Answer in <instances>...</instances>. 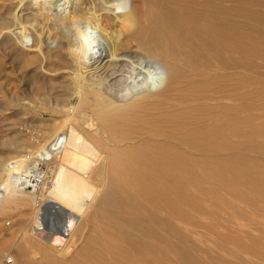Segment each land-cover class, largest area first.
Wrapping results in <instances>:
<instances>
[{"label":"bare ground","instance_id":"1","mask_svg":"<svg viewBox=\"0 0 264 264\" xmlns=\"http://www.w3.org/2000/svg\"><path fill=\"white\" fill-rule=\"evenodd\" d=\"M59 1L38 0L36 3L42 11L40 15L48 29L63 25L69 30L71 24L77 23L80 17H85L86 24L78 26L81 32L90 39L96 32L101 33L106 43H97L98 52L95 54L90 49V43L78 39L73 41L71 35L59 33L56 35L57 45L54 48L46 47L41 56V61L53 65L60 64L66 68L74 67L71 70V81L74 85L75 103L70 118L58 127L55 125L46 143L39 148L46 152L43 155L42 152V156L50 155V152L55 155L45 165L48 167V164H51L48 167L49 177L43 182L45 192L36 195L35 188L27 191V201L34 205L30 232L46 243L60 248L63 253L67 251V246L71 247L76 234L81 233L90 220L91 230L95 232L94 241L98 247L89 264H153V258L157 259L153 248L154 233L162 243L174 242L172 248L176 255L183 257L187 251L180 243V233L186 232H178L171 221L165 222L162 227L164 232L153 230V203L156 201L155 203L164 204L170 212L176 213L177 218L182 219L185 216L184 207H187L190 201L185 183L189 179L199 178L202 170L189 165L196 160L184 152V147L189 143L190 134L195 136L194 145L205 141L206 136L216 128L217 121L214 118L217 116V110H213L207 121L195 120L196 124L205 122L199 126L200 129L206 127V130H193L187 126L188 112L191 110L186 104L188 73L195 71L204 75L220 64L222 47L240 48L242 39L232 45L228 40L231 30L221 23L234 9L222 5L221 0H97V4L93 0H63L66 1V4L62 5H66L64 11L59 14V18L55 16L56 19L48 23V11H52ZM19 2L20 7L25 5L24 8H29L26 0ZM87 3L93 4L92 7H86ZM34 21L37 22L35 18H20L15 14L12 26L19 25L24 30H35ZM36 37L34 42L29 39V46L36 47L41 52L42 40L40 36ZM130 41L136 44L143 57L130 54L121 48L122 44ZM70 47L74 50H70ZM64 48L70 50L69 55L62 52ZM215 72L213 71L214 75ZM168 81L171 82L169 85L172 84L171 93L169 92L162 101L146 104L145 102L163 93L161 91L167 88ZM129 83L131 85L128 86ZM102 85H111L114 91L106 94ZM206 85L207 81L200 85L201 94V88ZM145 91V101L138 104V96ZM93 104L94 115H88L87 108ZM60 134L64 137L61 146L60 142L57 143L61 139ZM159 137L162 143L154 147L153 139L158 140ZM193 137H190L191 144ZM109 140L125 143L113 150L107 149L109 153L104 156L105 160L102 159V165H96ZM40 163L44 164V161ZM6 166L7 164L2 168L0 197L7 194L10 188H15V185L7 180L10 176ZM231 174L228 173L231 179L236 181L237 190L248 189L242 182L244 169ZM171 179L179 180L181 189H168L166 181ZM212 180L216 182L214 177ZM154 182L156 185H153ZM96 185H104L106 188L99 192ZM254 198L264 200V194L254 193ZM233 201L235 202V198ZM213 206L219 208L215 204ZM229 208H235L234 204ZM221 214L225 215L223 211ZM81 217L83 222H76V219ZM212 229L215 230V227ZM208 232L212 235L207 230L206 233ZM170 233L174 238L176 236L174 241ZM227 235L225 240L230 242L228 237L232 234ZM206 236L209 235H205V238ZM205 238L204 242L207 244L208 240L205 241ZM211 238L209 236L208 239ZM218 239L215 244H219L221 239L219 242ZM222 244L225 243L220 242V248ZM236 244L232 246L237 249ZM226 247H229L226 251L232 248ZM222 251L216 250L218 255ZM21 252L24 253V249ZM232 252L229 253L228 261ZM249 254L243 256L246 258ZM46 256L53 263L63 264L50 254ZM77 259L68 264H81ZM205 261L204 264H211L208 262L212 260ZM259 263L257 261L256 264Z\"/></svg>","mask_w":264,"mask_h":264},{"label":"rangeland","instance_id":"2","mask_svg":"<svg viewBox=\"0 0 264 264\" xmlns=\"http://www.w3.org/2000/svg\"><path fill=\"white\" fill-rule=\"evenodd\" d=\"M19 1L0 0V183L3 181V166L9 160L21 159L25 153H36L41 162L44 161V165H46V162L55 153L50 152V155L45 154L44 157L42 155L46 152L43 149L39 150V148L46 143L53 127L62 125L72 114L75 100L71 70L74 67L66 68L60 64L53 65L41 61V56L46 51V47L54 48L57 45L58 38L56 35L59 33L71 35L73 41L78 39L90 43V49L95 54L98 52L97 43L101 44L102 41H105L101 33L96 32L94 37L92 36L97 40L95 42V39L91 38V40L81 32L78 26L86 24L85 17H80L77 23L71 24L69 30L63 25L55 26L54 29L50 30L47 25L45 26L44 19L40 15L42 11L36 4L38 0H26L29 8H24L25 5L20 7ZM93 1L97 4V0ZM99 1L111 2V0ZM221 3L234 9L232 13H228L222 19L223 21L221 20V23L231 30L228 37L230 43L235 45L238 40L242 39L241 46L236 49L234 47H222L220 64L210 72L204 75L195 71L188 73L186 104L191 110L188 112L187 126L193 130L200 129L199 125L205 122L196 124L195 120L207 121L211 111L217 110V116L214 117L217 120L216 128L206 136L205 141H199L198 145H194L195 136L190 134L191 138L194 136L193 144H191L189 137V143L184 147V152L196 160L189 165L202 170L199 178L189 179L185 183L186 191L190 197L188 206L184 207V209L186 208L185 218L175 217L176 213L170 212L164 204L155 203L156 201L153 203L155 205L153 206V230L164 232L162 227L165 226V222H173L174 224H172L178 232L184 231L188 234L180 233L182 236L180 243L187 252L183 257H178L172 248L174 242L162 243L158 241L154 233L153 248L156 251L157 259L153 258V264H204V261H209V259L213 262H205H211V264H251L253 261L252 264H254L258 261V263L263 262L262 264H264V200L254 198V193L264 194V0H221ZM56 4L52 11H48V23L50 20H55L56 17L59 18V14L66 7V5L62 6L66 4V1L63 0ZM86 5L89 7L91 4L87 3ZM15 14L20 18H35L37 20V22L34 21L36 23L35 30L31 28L24 30L19 25L12 26ZM32 36L34 38L40 36L43 43L40 46L42 53L36 47L29 46V39L34 42ZM121 48L130 54L144 56L132 41L122 44ZM71 49L73 48L70 47ZM70 50L67 51L64 48L62 52L64 51L63 53L69 55ZM213 71H216L217 74L215 72L214 75ZM204 80L207 81V85L201 88V94L200 85L205 82ZM170 83L168 81V86H166L168 89L165 88L161 91L163 93H159L158 96L152 98L153 100L145 103L162 101L171 91L172 84L169 85ZM104 87L102 85L106 94H109L111 90L114 91L111 85H104ZM146 92L138 96V104L145 101ZM196 108H200V110L197 111ZM94 109V104L89 105L87 108L88 115H94ZM196 113L198 115H195ZM204 129L200 130L204 131ZM59 136L61 139L58 138L57 143L60 142L59 146H61L64 137L62 134ZM168 140L170 139L168 138ZM153 141L155 142H153L154 147L156 144L162 143L161 137L158 140L153 139ZM124 143V141L109 140L96 165H102L103 160H105L104 156L109 153L107 149L113 150ZM50 166L51 164H48V167ZM243 169L245 174L242 182L248 186V189L237 190L236 181L231 179L229 175ZM212 177L216 179V182L212 180ZM7 180L15 185V190L10 188L7 194L0 197V261L5 253L10 252L15 256L17 264H56L49 260L46 254L52 255L54 259L63 264H68L77 258L81 264H84L86 260L88 261L85 264H89L98 247L97 242L94 241L95 232L91 230V221H87L86 227L81 233L76 234L73 244H69L71 247L68 248L69 246H67V251L62 253L60 248L46 243L30 232L34 205L27 201V191L31 189H23L11 176ZM166 184L168 189L169 187L176 190L181 189L179 180H167ZM153 185H156V182ZM96 187L99 192L106 188L104 185H96ZM45 190V183H42L40 193H44ZM234 198L237 204L233 201ZM213 204L219 208H215ZM233 204L236 209L238 208L237 210L229 208ZM221 210L225 215L227 212L230 213L225 216L221 214ZM77 221L83 222V217L77 218ZM214 221L216 222L214 223ZM206 224L210 225L211 228ZM213 227L215 230L217 229V233L212 229ZM247 227L249 230H244ZM209 229L213 230L214 234ZM207 230L213 236L209 232L206 233ZM222 232H224V237H222ZM230 232L233 236L229 234ZM246 232L251 233L248 235ZM219 233L221 234L219 235ZM227 234L232 236H230L231 238L228 237L230 242L225 240ZM169 235L172 236V239L174 238L171 233ZM205 235L212 238L208 239L209 236L205 238ZM217 236L219 239L223 238L220 240L221 243H225L222 244L221 248ZM204 238L205 241L208 240L207 244L204 242ZM216 239H218L219 244H215ZM230 243L236 244L237 249ZM241 245L245 246V249ZM226 246L232 247L231 252L234 250L232 255L235 256L231 255L229 261L228 256L231 252L230 250L226 251L229 248ZM217 247L221 251L223 249L225 254L222 251L218 255L216 250L219 252L220 250L216 249ZM22 249H24V253L21 252ZM235 249L236 251L240 249L242 252L239 251L240 253L237 254V251L235 254ZM251 249L253 251H249ZM247 254L249 255L245 258L244 256ZM253 257L254 259H252ZM224 258L226 259L224 260Z\"/></svg>","mask_w":264,"mask_h":264},{"label":"built area","instance_id":"3","mask_svg":"<svg viewBox=\"0 0 264 264\" xmlns=\"http://www.w3.org/2000/svg\"><path fill=\"white\" fill-rule=\"evenodd\" d=\"M40 161L36 153H25L21 161L9 160L6 171L23 189L35 188L37 195L41 192V184L49 177L48 167ZM0 264H17V261L9 252L3 255Z\"/></svg>","mask_w":264,"mask_h":264}]
</instances>
